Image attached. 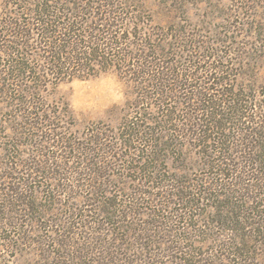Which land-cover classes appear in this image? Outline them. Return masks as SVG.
Wrapping results in <instances>:
<instances>
[{"label": "rangeland", "instance_id": "obj_1", "mask_svg": "<svg viewBox=\"0 0 264 264\" xmlns=\"http://www.w3.org/2000/svg\"><path fill=\"white\" fill-rule=\"evenodd\" d=\"M38 1L0 0V264H105L92 245L131 264L180 263L187 247L185 264H264V0H113L109 26L112 0H52L132 45L63 81ZM17 22L27 43L7 33ZM109 200L122 216L87 235Z\"/></svg>", "mask_w": 264, "mask_h": 264}, {"label": "trees", "instance_id": "obj_2", "mask_svg": "<svg viewBox=\"0 0 264 264\" xmlns=\"http://www.w3.org/2000/svg\"><path fill=\"white\" fill-rule=\"evenodd\" d=\"M51 3H52V0L38 1L37 4L34 6V8L30 9L29 12L31 13L33 20L35 21V24H32V26H35V25L37 26V29L35 31L37 35L40 37L38 44L40 45L43 44V48H45L44 51L42 50L44 52V57L47 58V56L50 55L49 57L50 59L48 60H49V63L53 64L52 66L50 65V68L55 66V68L53 67V69L54 70L56 69L55 71L56 80L63 81L65 78L72 77L71 74H74V75L77 73L80 74L83 70L89 69V67H87V64L89 63L90 64H96L98 62L112 63V61H109V60L112 59L111 57H115L116 55L115 54L111 55L109 50H111V52L112 50L114 52H118V49L122 48L121 53L130 51V48H128V46L131 47L132 45L130 43L125 42V40L121 39V37L119 38L117 37L118 33L115 31L117 30V28L114 30L115 32H111L109 34L108 32L105 33L102 30H98L97 23L91 24L90 27H86L87 29H84L80 25V23H76L77 19H75V21L74 20L70 21L71 19L68 18L70 16L66 15V13H63V9H58L56 5L53 6V9H52L50 5ZM88 5L89 6H87L88 7L87 9L91 11L90 14L93 15V19L96 21V18H97L98 20V16H99L97 15L98 7L95 10H93L91 9L92 6L90 4ZM106 7H107V10L102 13L105 16L102 15L103 18L99 20L101 21L105 20V25H107V23L111 21L117 24L118 23L117 18L112 17V14H116V13L118 14L119 11H123L122 4H117L115 1L112 0L110 1V3L107 4ZM79 9H80L79 11L85 10V9L82 10V8H79ZM71 16L73 17L72 14ZM74 17H75V14H74ZM78 18H81V17L78 16ZM18 24L19 22L15 23V25L13 24L14 28L16 29L12 31L11 30L7 31V33L12 34V36L15 35V39H20L17 41H22V42L25 41V43H27L31 39L32 31L27 30L26 28H23V26L21 25L17 26ZM108 26H109V23H108ZM89 39H93L92 40L93 42L86 43L88 44L89 49L85 47L86 48L85 53L74 51L75 47H73L74 44H72V42H75V44L80 42L81 44L83 42L82 40H89ZM105 42L111 43L110 48H109V45L107 44L105 45ZM124 42L126 43L125 45H124ZM13 44L15 43H12L11 45L15 47ZM67 50H70L71 52H67ZM66 52L69 55L73 53V56H69ZM139 57H142V55H138L135 58H139ZM15 64H17L16 66H18L20 62L18 63V60H16ZM42 78H43L42 76H39L38 79L40 80ZM33 82H35L34 79H33ZM157 96H160V94L157 93ZM203 101L204 103H207V105L201 106V102H200V105L196 106L197 112H203L204 110L206 111V109H209V107L213 109V107L216 106V103H214L213 100L209 99L207 102L206 100H203ZM217 116H219V114ZM199 127H200V124H199ZM185 130H189L187 132L193 131V138L196 137V139H199V137L201 136V133L197 132V130L199 131V129L190 130L188 126L186 127V129H183V132H186ZM202 132L203 134H205V133H208L209 131L204 130ZM204 139L206 140V137H204ZM15 193L17 192L16 191L12 192V194H15ZM121 208L122 207H118V206L116 207V204L113 203L112 200L111 201L109 200L108 202L104 201L102 203L98 201L97 205L95 204V208L90 209L87 212V213L93 214L95 217V221L91 220L92 224L90 225V228H87V230L90 231L89 233H87V235H90L91 237L94 235H97L99 231L94 226L98 224L100 225V223L107 225V226H111L115 224V222L111 223L110 221L111 220L115 221L118 219V216L119 217L122 216V214H120V212L123 211ZM99 218H101V220H99ZM233 218L230 219L231 221L229 223V224H232L231 229L235 228V226L238 227L239 225V223L236 220L237 218L235 217V215ZM117 224L119 223L117 222ZM130 227H132V224L129 226V228ZM126 228L128 227H121L120 230H125ZM227 230H230V229H227ZM235 231L236 233L240 232L239 228L238 230L236 228ZM101 233H104V232H101ZM91 237H88L87 240L93 241ZM96 239H98V241L100 242L102 241L100 238H96ZM114 241L116 242V244L120 243L119 240L117 239H115ZM92 244H94V242ZM89 245H91L90 242H89ZM96 245H97V242H96ZM95 247L96 246H94V249H93V245L90 246V252L87 251V255H86L87 257H91L92 255H96V253H98L99 255L103 254V259H106L105 264H131L130 259L128 257V252L124 248H122L123 246H120V247L121 249L124 250V253L123 252L121 253L118 250H114L112 246H100V249L98 248L99 246H97L96 249ZM232 250L235 251L237 249L232 248ZM145 251L147 250L145 249ZM189 252L190 250L188 249V247L183 248V250L181 251V254L186 255V256L183 259L179 258L180 263H176V264H182V262L183 264H185L186 262H189V258L187 257V254L189 255ZM236 254L238 255V257H240L242 256V254H245V253H243L242 249L241 250L238 249V252H236L235 255ZM153 256L156 259L157 257L159 258V255H153ZM171 258H175V260H178L176 256L171 257ZM126 260H129V261L126 262ZM133 264H134V261H133Z\"/></svg>", "mask_w": 264, "mask_h": 264}]
</instances>
